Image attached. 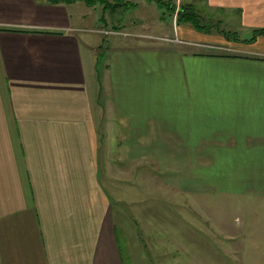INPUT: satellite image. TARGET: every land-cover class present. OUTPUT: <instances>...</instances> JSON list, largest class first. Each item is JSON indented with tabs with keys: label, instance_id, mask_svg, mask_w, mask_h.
<instances>
[{
	"label": "crops",
	"instance_id": "crops-1",
	"mask_svg": "<svg viewBox=\"0 0 264 264\" xmlns=\"http://www.w3.org/2000/svg\"><path fill=\"white\" fill-rule=\"evenodd\" d=\"M187 1H176L173 17ZM139 2L149 8H124L132 11L111 15L110 27L109 10L84 0H0V264H164L166 240L135 231L122 205L128 184L118 191L116 180L121 159H165L155 146H173L180 180L189 174L208 192L240 199L229 206L242 218L237 225L215 213L207 221L223 234L238 231L228 239L254 241L237 253L245 264L264 257V0H204L207 17L228 16L236 27L177 22L182 42L170 47L156 37L172 36L151 24L158 3ZM119 24L148 45H116L100 69L102 46L90 34ZM115 144L125 146L120 157ZM135 145L148 151L130 157ZM175 237L174 264H195L182 263L183 238Z\"/></svg>",
	"mask_w": 264,
	"mask_h": 264
},
{
	"label": "rangeland",
	"instance_id": "rangeland-1",
	"mask_svg": "<svg viewBox=\"0 0 264 264\" xmlns=\"http://www.w3.org/2000/svg\"><path fill=\"white\" fill-rule=\"evenodd\" d=\"M135 1H137V9H143L144 6L149 8L148 5L141 4L140 2L138 3V0ZM162 1L164 4L161 7L159 5H157L159 8L157 6H155V8L152 6L154 9L152 15L156 20H152V17H150L151 24L153 29L159 32V34H170L172 37H175L177 32V19L172 16L173 10H171V7L176 5L177 0ZM203 1L204 0H192L185 2L183 5H192L201 25H210L212 27L215 24H219L223 29H229L232 25L236 27V22L234 21L230 22V26L228 23L230 18L228 16L225 21L215 20L213 16L207 17L203 5H200ZM183 5L181 3V6ZM121 10L122 13H117V15L111 13V11L106 13L108 26L111 27V15H113L114 18H124L125 12L130 13L132 11L131 9ZM95 12V14H97L101 11L97 9ZM181 24L182 22L178 23V25ZM108 26L104 27L106 28ZM180 30L182 31L181 28ZM119 31L120 32L117 34H105L104 31L99 32L98 34H90V36L98 40L102 46V53L99 58L100 69L104 68L107 59H110L109 52L114 46H125L130 40L139 41L141 47H147L148 45V43L145 42L147 41L145 39L125 34L127 33L126 31H129V28L120 26ZM146 31V28L142 30V32ZM149 32L152 31L149 30ZM157 44H160V47H167L170 43L167 41H159ZM181 45L183 47L186 46L185 44ZM199 50L195 49V51ZM201 50L203 52L207 51L208 53L217 50L218 53L221 54H233L232 51L226 52L222 49L207 48ZM187 52H189V50H187ZM170 67L171 66L166 67L169 71V74H167V79H169L167 80L168 84H172L174 74L176 73L175 70L170 69ZM115 145V154L120 157L122 155L120 148L124 145ZM144 149L148 151L147 146H132L130 157H133L135 153L141 154ZM161 150L166 154L165 159L158 157L153 158L152 156L151 159H148L147 157L142 159V155H139V160H136L135 162L133 161V164H131L132 161L129 160V158L128 160L121 159L120 163H118V178L116 180L119 189H117L118 191H121L128 184V200H124L122 205L128 206L127 211L134 219L135 231L141 232L142 234L141 229L144 228L147 231L150 229V234H159L156 237L164 238L166 240L167 247L165 249L164 257L160 260L164 261V264H174V259L179 258L180 252L179 246L175 245V239L177 240L175 233L178 234V236L181 235L183 238V245L181 248V253L183 255L182 263L184 261L189 263V259H191L195 264H245L247 258L245 256H238L237 253L240 250H245L246 244L248 243L250 244L249 247L251 250L254 241L250 239L243 241L239 239H228L229 236H238V231L223 234L221 233L220 226H213L211 222L207 221V216L215 213L219 215L217 221L223 218L224 223L237 225V222L240 219L242 220V218L238 216V214H234L233 209L231 210L229 206L233 203L239 204L241 202L240 199L234 197L233 194H224L217 191L208 192V188L204 185L201 178H190L189 174L183 175L180 180L179 177L174 176L173 172L176 171L173 169L175 166V162L173 161V146H165V148L162 146H155V152H162ZM150 151L152 153L153 146H150ZM179 154V159H184L183 161H186L189 157L188 149L186 151H180ZM188 165L184 164L181 168H189ZM162 169L167 172L163 173L161 171ZM121 170L126 173H121ZM124 174L127 175L126 178H124ZM123 179H127V183L124 182ZM120 194L121 198L119 197V200H122L124 194L122 195V192H120ZM207 205L209 206L208 212L206 211ZM190 216H196L201 220V222L210 229L211 233L208 234L205 228L202 227L203 225L201 226L191 220ZM136 220H138L139 223ZM223 246L226 247L223 248ZM262 248L264 254V242H262ZM225 251L228 252L226 253ZM262 258H264L263 255L261 256V259ZM248 259L250 260L252 258L249 257ZM261 259H259V257L253 258V260L258 261L259 264H261ZM262 260L264 261V259ZM258 262L256 263L258 264Z\"/></svg>",
	"mask_w": 264,
	"mask_h": 264
},
{
	"label": "trees",
	"instance_id": "trees-1",
	"mask_svg": "<svg viewBox=\"0 0 264 264\" xmlns=\"http://www.w3.org/2000/svg\"><path fill=\"white\" fill-rule=\"evenodd\" d=\"M53 4H59V3H69L74 0H49ZM87 5L89 6H95V5H102L105 10H109L111 12L117 11L119 8H130V7H135L136 3L134 0H84ZM158 3L159 6H162L164 2L162 0H153ZM172 8V7H171ZM170 9V8H169ZM177 22H182V23H190L192 24L196 29L198 30H203L207 31L208 29L211 28V26L208 25H201L199 22L198 16L194 12V8L192 7L191 4L183 5L181 8L178 10L177 14ZM115 29H118L115 27ZM258 32V31H257ZM226 36L230 37H237L235 33L231 32H223ZM258 33H261L264 35V30L259 31ZM254 38H252L250 41H253Z\"/></svg>",
	"mask_w": 264,
	"mask_h": 264
},
{
	"label": "built area",
	"instance_id": "built-area-1",
	"mask_svg": "<svg viewBox=\"0 0 264 264\" xmlns=\"http://www.w3.org/2000/svg\"><path fill=\"white\" fill-rule=\"evenodd\" d=\"M175 18L177 19V17L175 16ZM120 32L119 30H115V29H110V30H105L104 33L105 34H112V33H118ZM156 39L162 40V41H167L170 43H181L182 41L178 38V37H156Z\"/></svg>",
	"mask_w": 264,
	"mask_h": 264
}]
</instances>
